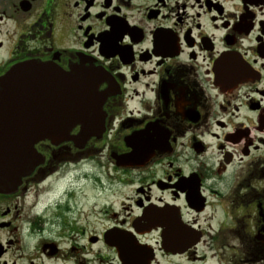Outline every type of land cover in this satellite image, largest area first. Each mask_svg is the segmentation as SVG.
<instances>
[{"label": "flooded vegetation", "instance_id": "obj_1", "mask_svg": "<svg viewBox=\"0 0 264 264\" xmlns=\"http://www.w3.org/2000/svg\"><path fill=\"white\" fill-rule=\"evenodd\" d=\"M25 62L98 73L101 123L0 178V264H264V0H0Z\"/></svg>", "mask_w": 264, "mask_h": 264}, {"label": "water", "instance_id": "obj_2", "mask_svg": "<svg viewBox=\"0 0 264 264\" xmlns=\"http://www.w3.org/2000/svg\"><path fill=\"white\" fill-rule=\"evenodd\" d=\"M99 80L93 70L67 74L35 62L10 69L0 80V178L7 182L37 164L34 145L39 141L57 145L77 125V142L98 136Z\"/></svg>", "mask_w": 264, "mask_h": 264}, {"label": "rangeland", "instance_id": "obj_3", "mask_svg": "<svg viewBox=\"0 0 264 264\" xmlns=\"http://www.w3.org/2000/svg\"><path fill=\"white\" fill-rule=\"evenodd\" d=\"M85 195L82 196L77 200L80 204V208L78 209L81 212H73V218L75 221L78 222L77 225H84L85 230L87 233L98 232L102 229L105 225V221L101 220V218L93 211V205L96 202V198L98 197L95 195V192L90 189V186H87V190L84 191ZM99 198H105V196H99ZM110 200H115V198L110 197ZM78 213V214H77ZM99 247H94L92 252L94 253L97 251Z\"/></svg>", "mask_w": 264, "mask_h": 264}]
</instances>
